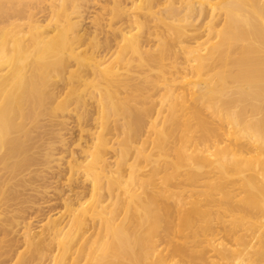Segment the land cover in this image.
<instances>
[{
    "label": "bare ground",
    "instance_id": "obj_1",
    "mask_svg": "<svg viewBox=\"0 0 264 264\" xmlns=\"http://www.w3.org/2000/svg\"><path fill=\"white\" fill-rule=\"evenodd\" d=\"M137 1V11L124 14L116 10L119 4H114L110 12L121 16L115 17L118 21L104 18L102 12L90 20L88 30L80 33L77 19L98 0H0V226L5 217L18 219L14 221V233L27 253L17 251L19 243L7 245L9 249L0 264H217L216 259L221 264H244L242 258L249 252L252 261L255 257L264 260V247H256L264 235L255 238L247 232L241 234L244 237L238 234L244 231L246 219L264 216V14L260 15L264 1L255 0L259 8L252 4L261 23L256 16L257 20L250 18L255 13L251 15L252 5L248 6L252 0L237 4L233 0H202L196 6L189 2L183 7L182 19L177 17L180 10L174 15L176 8L167 7L165 1L170 22L165 17L153 19L163 30L153 52L145 49L140 38L142 28L156 14L153 9L157 0ZM246 3L251 16L245 13L247 19L243 22L252 28L251 35L245 29L249 38L236 33L243 25L237 29L234 24L239 22L237 13L243 15L242 4ZM201 16L208 22L196 28L195 21ZM113 22L121 23L114 27ZM102 32L106 34L100 42ZM165 33L186 37L190 45L178 38L173 45ZM163 34L169 41L162 39ZM126 48L133 57H126ZM177 53L183 56L182 65L174 66L176 70H170V76L163 75L164 60ZM136 67H141L139 75L134 74ZM189 75L199 77V84L191 87L199 86L198 90L186 87ZM38 80L46 82L43 90ZM150 87L160 94L155 110L141 107L151 95L147 93ZM79 91L88 94L98 108V117L94 118L97 130H81L88 132L91 143L81 146L80 159L72 154L66 168L60 170L56 161L64 156L61 151L53 152L59 147L49 142L39 155L44 158L45 168L35 173L31 167L37 140L17 121L23 115L19 98L33 95L44 103L47 95L56 103L54 109L62 112L70 102L81 101ZM159 124L161 127L156 129ZM150 128L157 135L159 149V155L153 158L144 155ZM174 132L178 135L168 141L171 152L167 154L163 147ZM138 135L145 138L140 140ZM58 144L64 145V140L59 139ZM141 159L151 165L145 180L138 178ZM31 171L36 178L43 177L47 186L27 182L25 177ZM61 173H65L67 184L80 177L82 182H89V187L84 189L86 192L68 196L63 205L65 214L41 220L40 231L33 232L29 221L32 216L20 215L19 203L6 202L19 195L24 199L19 188L27 183L37 195L47 194L57 187ZM202 186L212 188L213 193L197 189ZM228 186L244 193L242 201L238 199L242 209L231 202L237 195L228 194ZM184 192L189 195L181 194ZM212 194H222L225 199L216 195L219 200L215 201ZM22 201L25 203V199ZM213 201L216 204L212 206H219L220 220L236 210L243 212L236 217L245 219V223L236 218L244 223L236 225L235 216H230L235 224L228 230L233 234L230 238L242 249L213 245L215 259L208 262L204 252L199 251L202 242L197 241V229H203L197 223L201 217L208 218L207 207ZM28 205L24 207L28 212L41 209ZM203 208L207 209L206 216ZM261 221L264 223V218ZM224 230L226 227L220 231ZM209 243L212 246L213 242ZM253 252L255 257L251 256Z\"/></svg>",
    "mask_w": 264,
    "mask_h": 264
},
{
    "label": "rangeland",
    "instance_id": "obj_2",
    "mask_svg": "<svg viewBox=\"0 0 264 264\" xmlns=\"http://www.w3.org/2000/svg\"><path fill=\"white\" fill-rule=\"evenodd\" d=\"M163 2V3H161V2ZM165 1H167L168 2V4L165 2ZM180 1V2H179ZM181 1H182V3H181ZM184 1H186V3L184 2ZM193 1V2H192ZM244 0H233V3H238V2H240V3H244L243 2ZM250 2L251 0H247V2ZM253 1V0H252ZM251 1V2H252ZM261 1H264V0H261ZM175 2V3H174ZM189 2H191V4H197V3H199V2H202V0H164V1H162V0H157L156 1V3H155V8L153 9V11L157 14H155L154 15V17L151 19V21L149 22V23H147V24H145V27L144 28H142L143 29V37H141L140 39L142 40V41H144V44L143 45H145V49H147V50H149V51H151V52H153L157 47H155V45L158 43V34H161L162 33V27L160 26V25H158L159 24V22L157 21V19H156V21L155 20H153V19H155V18H157L158 17V19H160V18H162L163 17V19H164V17H165V19L167 18V16L169 15L170 16V14H168L169 13V11L167 12V10L165 9V8H167L168 6H173L172 8H176V11L177 12H175V14L174 15H177V14H179V10H180V16L178 15L177 17H181V18H178V19H182L183 18V16L182 15H184V13H185V11H183L184 9H183V7L185 8V4H187V3H189ZM213 2L215 3V0H213ZM248 2V3H249ZM249 3L250 5H248L249 7L252 5V4H258V2H255V0H254V2L253 3ZM104 3L105 4H107L106 6H105V8L102 10L101 9V6L102 5H104ZM140 2H138L137 0H116V1H114V0H101V2L98 0V2H94L93 3V7H91V8H89V9H87V11H86V13L84 14V16L83 17H81V18H79V19H77V29H80V33H82V32H84L85 30H88L89 29V27L91 26V22L92 21H90V20H92V19H94V17L96 16V15H98L99 13H102L103 12V14H102V16L104 17V18H112V19H114V20H116V21H118V18H120L121 16H116V13L115 12H110V10L113 8V7H115L114 6V4L116 5V4H119L117 7H116V10H122V11H124V14H128V13H132V12H134V11H137L136 9H134V8H136L137 6H138V4H139ZM167 4V7H165L166 5L165 4ZM172 5H171V4ZM184 3V4H183ZM161 4V5H160ZM178 4V5H177ZM182 4V5H181ZM236 4H234V8H236L237 6H236ZM256 4V5H257ZM198 5V4H197ZM245 5V6H244ZM256 5H255V7L254 8H256ZM259 5V4H258ZM257 5V8H259L260 6H258ZM196 6V5H195ZM239 6V5H238ZM244 6V7H243ZM248 6H247V3L246 4H242V8H243V15H241L240 13H237V16H238V14H239V16L238 17H240V19H238L237 17L235 18L236 20L238 19L239 20V22H237V21H234V24H235V27L237 28V29H239L242 25L244 26L245 24V26L246 27H241L240 29L241 30H245L246 28H248V29H246L247 31H248V33H249V35H251L253 32H252V28L251 27H249V26H247V23H244V22H246L245 20L247 19V16H245V13H248L247 15H249V13H251L250 12V10H252V13H251V15L253 14V11L255 12L254 13V15H249V16H251L250 18L252 19L253 17L255 18V16H256V18H258V16L259 15H257L256 14V12L257 11H255V10H253V6L254 5H252L251 7H252V9H250L249 10V8H248ZM230 7V9H231V7H232V5L231 6H229ZM245 7H246V9H245ZM161 9V12H160V10H158V9ZM262 8V7H261ZM233 9V8H232ZM247 9L249 10V11H247ZM126 10H128V11H126ZM245 10H246V12H245ZM261 9H259V11H260ZM159 11V12H158ZM232 12L233 11H235V10H231ZM223 12V11H222ZM241 12V11H240ZM262 12H264V11H262L261 10V14L260 15H262V14H264V13H262ZM159 13V14H158ZM167 15V16H166ZM173 15V16H174ZM228 15H230L231 16V14H229L228 13ZM156 16V17H155ZM173 16H171V17H173ZM236 16V15H235ZM242 16V17H241ZM93 17V18H92ZM115 17H118L117 19H115ZM174 17H176V16H174ZM176 17V18H177ZM245 17V18H244ZM170 18V17H169ZM169 18H167V20H165V21H168V22H170V19ZM241 18H244V19H242L241 20ZM253 18V19H254ZM255 18V20H257ZM260 18V17H259ZM258 18V21L260 22V19ZM197 19V18H196ZM195 19V20H196ZM262 19H264V17H262ZM171 20L173 21V19L171 18ZM240 20H241V22H243V20H244V22L243 23H241L240 22ZM171 21V22H172ZM194 21V20H193ZM256 22L257 24H258V26H260L259 25V22ZM103 22H108L107 20H104ZM121 22H123V21H121ZM120 22V23H121ZM157 22V23H156ZM180 23L179 21H176V23ZM182 22V21H181ZM195 22H197L196 24H194V26H196V28H198V27H200L201 25H203L204 23H206V22H208L207 20H206V22H205V20H204V18H202V16L197 20V21H195ZM194 22V23H195ZM89 23V24H88ZM114 24H113V26L115 27V26H118L119 24H116L115 22H113ZM175 23V22H174ZM175 23V24H176ZM177 23V24H178ZM183 23V22H182ZM182 23H180V24H182ZM193 22H191V24H192ZM239 23V24H238ZM261 23V22H260ZM157 24V25H156ZM240 25V26H239ZM89 26V27H88ZM160 26V27H159ZM193 25H192V27H194ZM239 26V27H238ZM88 28V29H87ZM84 29V30H83ZM91 29V28H90ZM106 29V28H105ZM108 29V28H107ZM161 29V30H160ZM190 29V28H189ZM202 29V28H201ZM240 29L238 30V32L236 31V33H242L244 36H245V34H247L246 36H248V33H247V31L245 30V31H241L240 32ZM191 32H194V30L193 31H191ZM105 34L106 33H101L100 35H99V38L101 39L100 40V42H102L103 41V39H104V36H105ZM166 34V33H165ZM165 34H163V37H162V39H166L167 41H169V40H171L172 42L171 43H173V45H174V43L175 44H177V42H178V40H177V38L179 39V40H181L182 39V41H184L183 42V44L184 43H186V45H190L189 43H187L186 42V37H182V36H178V35H176V34H174V36L173 35H169L168 33L166 34L167 35V37L169 38V40H168V38L166 37V35ZM176 36V37H175ZM178 36V37H177ZM148 37H149V39L150 40H148ZM165 37V38H164ZM175 37V38H174ZM185 38V39H184ZM248 38H249V36H248ZM153 39V40H152ZM157 41H156V40ZM156 41V42H155ZM185 45V44H184ZM84 48H86V45L84 46ZM89 53H90V50H89ZM124 54L126 55V57L128 58V57H133V53H132V51L129 49V48H126L125 49V51H124ZM183 56L181 55V53H177V55H170V56H168L167 57V59H165L164 60V69H165V71L163 72V75H166V76H170L171 74L170 73H168L170 70H172V73H174L175 72V67L174 66H176V65H178V64H180V65H178V67L179 66H181L182 65V63H183ZM141 73V67H136V72L134 73L135 75H139ZM50 79H52V80H56V79H58L57 77H50ZM185 81H186V87H192L193 86V84H199V82H200V79H199V77L197 76V75H189L186 79H185ZM39 84H40V88L43 90L44 89V87H45V85H46V82L45 81H41V80H38L37 81ZM188 85V86H187ZM199 87V86H198ZM198 87L197 86H194L193 88L194 89H192V90H198ZM78 93H80V95H81V101L79 102V103H76L75 101H72V102H70L69 104H68V106H67V108L66 109H64L62 112L61 111H58L57 109H54V107H55V102H52V101H50L48 98H47V95H46V97H45V100H44V103L39 99V98H37V97H35V96H33V95H31V96H22V98H19V105L21 106V109H22V111H23V115L21 116V117H19L18 119H17V121L18 122H20L21 123V125L23 126V129L24 130H26V131H28V134H29V136L31 137V138H34V139H36L37 140V143H35L33 146H35L33 149V151L35 152V157L33 158V163L34 164H32V167H31V170H35V173H38V171H39V173H40V171H41V169H43V168H45V166L43 167V165H44V163L42 164V162H44V158H43V156H39V155H42L44 152V148L46 147L47 148V145H48V143L50 142V143H52V142H55L57 145H58V147L59 148H56V150H54L53 152H59V151H61L62 153L61 154H63V158H62V160L60 161V160H58V161H56V164H58L59 163V165H58V167L59 168H61L60 170H62V169H64V168H66L65 166H66V161L68 160V159H70V156L73 154L74 156V158H76V157H79V159H80V157L83 155V153L81 154V148H82V150L84 149L83 147H81V146H84V147H86L88 144V142L89 143H91L90 142V140H89V137L87 136V134H88V132H83V131H85V130H89V129H91V130H94V131H96L97 129L95 128V126H94V118L95 117H98V108L97 107H95L93 104H94V100L93 99H91L90 97H89V95L88 94H86V93H84V92H78ZM147 93H149V94H151L149 97H147V99L146 100H144V103H143V105L141 106V107H149V108H152V109H158L159 108V106H156L157 105V101H158V99L160 98V94L157 92V91H155V90H153V89H151V87H150V89L147 91ZM146 93V94H147ZM26 95V94H25ZM153 95V96H152ZM53 110H52V109ZM161 127V124H159V125H156V129H159ZM83 129V131L81 132V130ZM145 130H146V128H144ZM108 131V130H107ZM109 132V131H108ZM175 135H178V132H174L173 134H170V136L167 138L168 140H167V143H166V146L165 147H163V150L164 151H166V153L167 154H170V152H171V149H170V147H169V145H168V141L169 140H172V139H174V137H175ZM147 142H146V144H145V146H146V150H145V152H144V155H146L147 157H149V158H153V157H155L156 155H159V149L156 147V139H157V135H156V133H154L153 131H152V129L150 128V130H149V133H147ZM137 138L138 139H144L145 137H143V136H141V135H138L137 136ZM59 139H63L64 140V145H62V146H59ZM49 143V144H50ZM47 144V145H46ZM46 145V146H45ZM86 149V148H85ZM42 150V151H41ZM40 152V154H39V152ZM41 152H42V154H41ZM65 152V153H64ZM36 156H38V157H36ZM170 158H172V157H170ZM131 160V159H130ZM130 160H129V162H130ZM109 161H112V160H110L109 159ZM132 161V160H131ZM38 163V164H37ZM160 163L161 164H163V161H160ZM34 166H35V168H34ZM38 169V171H36ZM53 170H56V169H53ZM151 171V165L149 164V161L148 160H145V159H141V163L139 164V166H138V178H143L142 180H145L146 178V176H148L149 175V172ZM34 172V171H33ZM32 171H31V174H29L28 176L26 175V179L27 180H29V181H27V182H34V184L35 185H37V183L40 185V186H42L43 187V185L44 186H47V183H46V181L43 179V177H37L36 178V174L35 173H33ZM38 173V174H39ZM246 174L248 175V173L246 172ZM61 175V178H59L58 179V183H57V187L56 188H51V189H49V192L47 193V194H38L37 195V192H33V191H30V187H31V183H27V184H25L23 187H20L19 188V194H21V195H23L22 197H24V199H25V203H24V201H22V200H24L23 198L21 199L20 197V195H19V197L17 198H14V200L13 199H11L12 201H14L13 203H11V202H9V201H11V200H8L7 202H6V205H12V204H14L15 202V204L14 205H17L18 203H19V206H21L22 207V212L20 213V215L21 214H23V215H25V213H26V215H25V217H29L30 215L32 216V219H30L29 221H30V226H31V230L33 231V232H39L40 231V227H41V224H43V223H41V220H43V222H44V220H46V219H48V218H50V219H54V218H56V217H58V213H64V209H63V205H64V202H65V199L68 197V196H72L73 197V195H71L72 193H74V192H81V191H83V192H86L87 191V189H88V187H89V182H82L81 180H82V178H78V177H76L75 178V180L73 179V181L71 182V183H68L67 184V182H66V175H65V173H64V175H63V173H61L60 174ZM162 174H159L158 176H161ZM33 177V178H32ZM38 178H39V180H38ZM43 179V180H42ZM30 180H34V181H30ZM35 180H37V181H35ZM41 180V181H40ZM54 180H56V179H54ZM40 181V182H39ZM61 181H62V184H60L61 183ZM76 181V182H75ZM81 183H80V182ZM41 183V184H40ZM43 183V184H42ZM46 183V184H45ZM73 183V184H72ZM83 183V184H82ZM34 184L32 185V186H34ZM59 184V185H58ZM65 184V185H64ZM72 184V185H71ZM29 185V186H28ZM39 185H37V186H39ZM145 185V184H144ZM88 186V187H87ZM29 187V188H28ZM72 189H71V188ZM75 187V188H74ZM87 187V188H86ZM206 186H202V187H200V188H197V189H200V190H202V191H204V193H206V190L208 191L210 188H205ZM77 188V189H76ZM83 188V189H82ZM5 189H7V188H5ZM22 189V190H21ZM28 191H30V192H28L27 193V190ZM74 189V190H73ZM76 189V190H75ZM81 189V190H80ZM86 191H85V190ZM206 189V190H205ZM228 189L229 190H231V187L230 186H228L227 187V189H226V192H228V194H229V192L231 193H234V194H232V195H234V196H236L234 199L237 201V202H234L235 200L233 199V201H231V202H233V205H235V206H238V207H236V208H238V209H242V206H241V204H242V202H240L239 200H241V198H242V196L244 195V193L243 192H240L238 189H234V190H231V191H228ZM262 189H264V188H262ZM20 190H21V192H20ZM24 190V191H23ZM67 190H72V192L70 193V192H68ZM79 190V191H78ZM174 190H176V189H174ZM212 190V191H211ZM22 191L24 192L23 194H22ZM140 191H142V189H140L138 192H140ZM82 192V193H83ZM210 192H212L213 193V189L211 188L210 189V191H208V195L210 194ZM32 194V195H28V194ZM33 193L34 194H36V195H33ZM237 193V194H236ZM181 194H187V195H189L187 192L185 193H181ZM59 195V196H58ZM186 195V196H187ZM211 195V194H210ZM213 195V194H212ZM216 195H220L219 197H216ZM32 198H31V197ZM33 196H34V198H33ZM39 196V197H38ZM233 196V197H234ZM212 197V196H211ZM31 198V199H30ZM56 198V199H55ZM221 199V198H223V199H225V196L224 197H222V194H215V196L213 195V198L212 199H214L215 201H217L216 199ZM240 198V199H239ZM28 199H29V201H28ZM35 199V200H34ZM40 199V200H39ZM159 199L162 201V199L159 197ZM183 199H185V197H183ZM218 199V200H219ZM239 199V200H238ZM38 200V201H37ZM50 202H49V201ZM53 200V201H52ZM18 201V202H17ZM33 201V202H32ZM46 201V202H45ZM215 201H213V203H211V204H209L208 206H210V207H207L208 208V210H209V208H210V211L209 212H207V209L206 208H203L205 211H204V213H203V216L205 215L206 216V212H207V215H209L208 216V218H205V217H201V219H202V221L200 220L197 224H199V227H200V229H203V231L202 230H198L197 229V231H198V236H197V241L198 242H202V243H200L201 245H199V246H202V247H200L201 249H199L197 246H196V250H198L199 249V251L201 250L202 252H204V256H205V259H206V261H208V262H210L211 260H214L215 259V246H217V245H219L218 246V248L219 249H221L222 247H228V249H242V246H241V248H240V245L238 244H235L237 241L231 236V238H233L234 240H232L231 238H230V235L232 234V231L231 232H229L230 230L229 229H231V227L233 228V224L231 223L232 221H231V218H230V216L234 219V217L233 216H235V219L237 218L238 220H241V219H239V217H236L237 215L239 216L240 214L242 215L243 214V212L242 211H236V210H234L235 212H237V213H233V214H230V215H228L227 217H223V218H221L222 220H220V209H219V206L217 205H215V206H212V205H214V204H216V202ZM242 201V200H241ZM40 202V203H39ZM54 202V203H53ZM1 203H5V202H2L1 201ZM23 203V204H22ZM28 203H30V204H32V205H36V207L37 206H39L41 209L40 210H32V211H30V212H28L27 211V209L26 208H24V207H27V205H28ZM37 203H38V205H37ZM43 203H44V205H43ZM47 203V204H46ZM238 203V204H237ZM26 206H25V205ZM29 204V205H30ZM42 204V205H41ZM217 204H220V203H218L217 202ZM6 205H4V206H6ZM23 205H24V207H23ZM28 205V206H29ZM42 207H41V206ZM221 205V204H220ZM222 206V205H221ZM213 209H212V208ZM216 209H217V211H219V213L217 214V211H216ZM27 212H26V211ZM64 210V211H63ZM63 211V212H62ZM216 211V212H215ZM66 212V211H65ZM215 213L216 215L215 216H213L214 214L213 213ZM241 212V213H240ZM209 213V214H208ZM212 213V215H210ZM229 213H231V212H229ZM240 213V214H239ZM28 214V215H27ZM65 214V213H64ZM63 214V215H64ZM234 214H236V215H234ZM22 215V216H23ZM35 215H37L38 217H34ZM219 215V217H217ZM211 216V218H209ZM212 216H213V218H212ZM27 217V218H28ZM215 217V218H214ZM229 217V218H228ZM261 218H258V219H246L247 220V222H249V223H245V219L244 220H241V221H243L244 223H245V229H244V231H239L238 232V234L239 235H241V234H249V237H254L255 236V238H260V237H262V235H264V234H262V233H264V223H262V221H261V219L262 218H264V216H260ZM205 219V220H204ZM210 219V220H209ZM214 219V220H213ZM230 219V220H229ZM236 219V225L239 223V225H241V226H243V222H241V221H238ZM18 219H13V218H11L10 216H8V217H5L4 219H3V221H2V223H1V226H0V239H3V242H0V261L2 260V259H4V257H5V255H6V252L8 251V249H9V247L10 246H14L15 244H20V246H19V248L17 249V251H20V252H26V250H25V246H23L20 242H21V240H20V238L18 237V236H16V234L14 233V224H15V222L14 221H17ZM204 220V221H203ZM224 220V221H223ZM226 220H228L229 222H228V224H227V221ZM37 221H40V222H38L37 223ZM205 221H207V224H206V222ZM208 221H211V223L209 222L208 223ZM234 221V220H233ZM63 222V221H62ZM61 222V223H62ZM202 224H204V225H202V226H200L201 225V223ZM204 222V223H203ZM214 222V223H213ZM219 222V223H218ZM225 222V223H224ZM230 223V224H229ZM63 224V223H62ZM210 224V225H209ZM218 224V225H217ZM234 224V225H235ZM207 225V226H206ZM224 225V226H223ZM228 225V226H227ZM231 225V226H230ZM258 226V229H257V226ZM259 225H260V227H259ZM39 226V227H38ZM222 226L225 228L226 227V230L229 232V233H227L226 232V230H224L223 232H225V234H229V235H225L222 231H220L221 229L223 230L224 228H222ZM250 226V227H249ZM253 226V227H252ZM256 226V227H255ZM198 227V226H197ZM198 227V228H199ZM204 227V228H203ZM206 227V228H205ZM208 227V228H207ZM212 227V228H211ZM216 227V228H215ZM255 227V228H254ZM211 228V229H210ZM215 228V229H214ZM228 228V229H227ZM249 229V230H248ZM259 229H261L262 231H259ZM212 231V233H211V231ZM243 230V229H242ZM247 230V231H246ZM209 232V233H208ZM220 233V235H219V233ZM221 232H222V234H221ZM247 232V233H246ZM260 232H262L261 234H260ZM203 234V235H202ZM243 234V235H244ZM247 234V235H248ZM201 235V236H200ZM210 235V236H209ZM233 235V234H232ZM257 235H259V236H257ZM225 236V237H224ZM229 236V237H228ZM238 235L236 234L235 235V237H237ZM257 236V237H256ZM214 237V238H213ZM239 237V236H238ZM241 237H244V236H242L241 235ZM262 238H264V237H262ZM206 239V240H205ZM213 239V240H212ZM208 240V241H207ZM212 240V241H211ZM223 240V241H222ZM255 240H257V239H255ZM216 241V242H215ZM219 241V242H218ZM233 241V242H232ZM260 241V243H262V242H264V239H259L257 242H256V247H258V246H260L261 245V247H264V243H262V244H260V243H258ZM209 242H211V244H212V242H213V244H212V246H210V243ZM197 243V242H196ZM206 243V244H205ZM220 243H221V246H220ZM234 243V244H233ZM259 245H258V244ZM199 244V243H198ZM197 244V245H198ZM217 244V245H216ZM7 245H9V247H7ZM208 245V246H207ZM213 245H215L214 246V250L212 249V247H213ZM226 245V246H225ZM231 245H232V247H231ZM237 245V246H236ZM235 246L237 247V248H235ZM204 247H205V249H204ZM211 247V248H210ZM203 248V249H202ZM259 248V247H258ZM257 248V251L258 252H261V251H264V250H261V248L260 249H258ZM208 249V250H207ZM210 249H212L211 251H210ZM204 250V251H203ZM261 250V251H260ZM209 251H210V253H209ZM214 251V252H213ZM12 252H14V251H12ZM198 252V251H197ZM207 252V253H206ZM212 252V253H211ZM217 252V251H216ZM248 253V252H247ZM246 253V254H247ZM252 252H249L248 253V255H247V259L246 258H242V259H244V264H248L247 262H249L250 264H256V261H259L260 259L258 258V260H257V258L255 257L256 255L254 254V252H253V254L251 255V256H253V257H255V258H253V261H255L254 259H256V261L253 263V261H252V259L250 258V255L249 254H251ZM25 254H27V253H25ZM246 254H245V256H246ZM255 255V256H254ZM244 257V256H243ZM214 262H216L217 264H219L221 261H219V260H214ZM226 262V261H225ZM221 264V263H220ZM223 264H225L224 262H223ZM257 264H264V260H260L259 261V263L257 262Z\"/></svg>",
    "mask_w": 264,
    "mask_h": 264
}]
</instances>
